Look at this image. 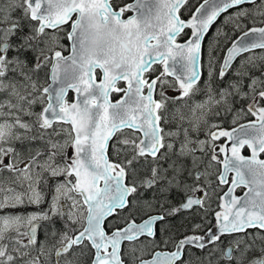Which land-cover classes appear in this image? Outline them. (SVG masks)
Returning <instances> with one entry per match:
<instances>
[{
	"label": "snow or ice",
	"instance_id": "snow-or-ice-1",
	"mask_svg": "<svg viewBox=\"0 0 264 264\" xmlns=\"http://www.w3.org/2000/svg\"><path fill=\"white\" fill-rule=\"evenodd\" d=\"M187 3L0 0V264H264V0Z\"/></svg>",
	"mask_w": 264,
	"mask_h": 264
},
{
	"label": "rangeland",
	"instance_id": "rangeland-1",
	"mask_svg": "<svg viewBox=\"0 0 264 264\" xmlns=\"http://www.w3.org/2000/svg\"><path fill=\"white\" fill-rule=\"evenodd\" d=\"M222 20H223V18L220 20V23H221ZM220 23L218 25H215L214 28H213V31H211L209 34H207L205 39L203 40L202 49H203L205 58L207 57V52H208V49H209V46H210V42L213 41V39H214V37L216 35V28L219 27ZM188 35H190V33ZM65 43H67V42L65 41ZM222 49H223V38H221V49H218V52L220 50H222Z\"/></svg>",
	"mask_w": 264,
	"mask_h": 264
},
{
	"label": "trees",
	"instance_id": "trees-1",
	"mask_svg": "<svg viewBox=\"0 0 264 264\" xmlns=\"http://www.w3.org/2000/svg\"><path fill=\"white\" fill-rule=\"evenodd\" d=\"M202 2V0H188L187 5H185L181 11L184 14V18L187 19L192 11L195 10V7L198 6V3ZM187 33L189 34V30H187ZM187 37H184L186 39ZM157 68V67H155ZM158 69V68H157Z\"/></svg>",
	"mask_w": 264,
	"mask_h": 264
},
{
	"label": "flooded vegetation",
	"instance_id": "flooded-vegetation-1",
	"mask_svg": "<svg viewBox=\"0 0 264 264\" xmlns=\"http://www.w3.org/2000/svg\"><path fill=\"white\" fill-rule=\"evenodd\" d=\"M222 18H223V17H221L220 20H221ZM220 20H218V21L216 22L215 25H218V24L220 23ZM215 25H214V26H215ZM214 26L212 27V29L210 30V32L213 31ZM186 31H187V30H186ZM189 32H190V30H189ZM190 34H191V32H190ZM186 39H187V38H186ZM202 46H203V45H202ZM66 54H67V53H66ZM153 67H154V68L157 67L158 69H161V68H162V65L155 64V65H153ZM71 96H73V95L70 94V97H71ZM245 155H247V152H245ZM237 194H241V191L238 190V191H237ZM177 222H178V223L180 222V219H179V218H177Z\"/></svg>",
	"mask_w": 264,
	"mask_h": 264
},
{
	"label": "water",
	"instance_id": "water-1",
	"mask_svg": "<svg viewBox=\"0 0 264 264\" xmlns=\"http://www.w3.org/2000/svg\"><path fill=\"white\" fill-rule=\"evenodd\" d=\"M129 15H130V13H129ZM202 45H203V41H202Z\"/></svg>",
	"mask_w": 264,
	"mask_h": 264
},
{
	"label": "bare ground",
	"instance_id": "bare-ground-1",
	"mask_svg": "<svg viewBox=\"0 0 264 264\" xmlns=\"http://www.w3.org/2000/svg\"><path fill=\"white\" fill-rule=\"evenodd\" d=\"M70 94L74 95L73 93H70Z\"/></svg>",
	"mask_w": 264,
	"mask_h": 264
}]
</instances>
